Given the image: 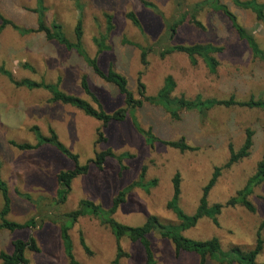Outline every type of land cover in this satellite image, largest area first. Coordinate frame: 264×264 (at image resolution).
<instances>
[{
	"label": "rangeland",
	"instance_id": "obj_1",
	"mask_svg": "<svg viewBox=\"0 0 264 264\" xmlns=\"http://www.w3.org/2000/svg\"><path fill=\"white\" fill-rule=\"evenodd\" d=\"M142 1L155 4L158 11L147 8ZM201 0H80L83 12L73 0H44V21L63 26L65 36L75 42V28L82 21L83 45L91 57L97 55L94 38L105 32V14L113 16L115 30L107 44L110 50L98 56V65L108 71L114 65L117 72L128 80V88L137 95V80L142 77L147 94L155 95L167 76L174 77L177 88L175 95L195 98L229 99L246 101L250 98L264 99V63L255 59L247 44L241 41L231 24L222 13L203 12L194 23L179 27L172 45L213 44L224 49L216 56L220 63L216 74H211L202 60L193 66L189 58L175 53L162 59L152 52L149 64L141 62V52L134 45L125 44L124 39L141 45H154L165 32V20L177 14L180 2L182 11ZM246 1V0H242ZM264 3V0H258ZM223 4L238 17L244 28L253 35L264 51V25L250 12L237 8L231 0ZM36 0H0V12L21 27H36L39 15L34 12ZM134 12L141 22L142 31L127 18ZM165 19V20H164ZM1 24V21H0ZM156 49V48H155ZM157 50V49H156ZM30 65L34 71L23 67ZM0 65L10 70L16 80L29 79L35 82L56 84L60 78V90L83 99L93 105L92 99L81 87L82 76L86 75L92 92L98 97L107 113H114L125 106L118 90L101 80L75 52L68 51L44 34L21 36L7 27L0 34ZM51 94L45 90L17 88L7 77L0 75V180L9 187L12 200L9 220L24 223L36 214L35 206L20 198L16 191L34 198H53L58 189L57 175L71 170L75 163L60 154L52 146L34 151H20L10 143L36 144L31 128L37 126L42 135L49 136V129L57 133L60 142L73 154L79 163L88 164L96 153L111 148L116 154L129 153L133 158L125 160L126 170L121 172L114 159H108L104 170L90 164L86 176L77 178L72 184L63 212L73 211L82 199H89L105 210L113 205L114 198L125 188L137 181L144 167L147 168L146 182L158 180L149 193L135 189L127 196L114 218L122 224L137 227L145 224L150 216L158 217L167 224H177L175 214L167 208L173 196V179H181L180 207L188 215L195 213L216 167H224L230 159L229 146L239 151L246 139L248 129L254 132V146L250 156L222 170L215 186L210 191V205L226 204L241 190L255 173L257 164L264 156V111L241 107L215 108L206 115L185 112L180 121H172L158 107L145 105L136 116L145 129L164 140L185 138L195 148L194 152L181 153L163 145L149 147L135 130L132 120L111 123L107 127L86 116L71 106L49 103ZM101 131L107 143H97ZM256 207L251 213L245 208L227 207L218 217L219 225L210 219L184 233L194 240L217 238L223 250L239 247L251 250L256 244V235L264 222V184L255 189L250 197ZM3 198L0 193V209ZM83 236L93 255H87L80 245ZM74 254L79 264H114L117 241L108 227L90 217L82 218L71 230ZM264 239V230L262 231ZM34 238L40 253L28 251L30 264H68L60 239L59 228L45 223L41 228L10 233L0 231V252H13L12 242ZM156 264H199L198 256L183 253L176 255L175 247L166 239L152 234L149 236ZM127 255L119 264H147L146 256L139 243L122 240L120 243ZM264 264V250L257 259ZM0 264H2L0 260ZM208 264H219L209 261Z\"/></svg>",
	"mask_w": 264,
	"mask_h": 264
},
{
	"label": "trees",
	"instance_id": "obj_2",
	"mask_svg": "<svg viewBox=\"0 0 264 264\" xmlns=\"http://www.w3.org/2000/svg\"><path fill=\"white\" fill-rule=\"evenodd\" d=\"M36 1L37 6L34 9V12L39 15L36 27H21L14 21L6 18L0 12V34L7 27L12 28L21 36L44 34L48 41H54L68 51H75L92 69L96 76L118 90L119 94L124 98L125 106L114 113H107L98 97L92 92L86 75L82 76L81 87L86 95L92 99L93 105L83 99L62 92L60 90V78L56 84H48L44 81L35 82L29 79L18 81L14 78V75L10 70L4 65H0V75L7 77L17 88L25 87L31 91L45 90L51 94L49 103L62 104L76 108L77 110L82 111L86 116L101 122L104 127H107L111 123H124L127 119H131L135 130L143 137L145 143L149 147L154 148L156 145H163L178 150L181 153L194 152L197 151L198 148L190 146L185 138L178 140H164L157 137L152 129H145L141 125L136 116L137 111L144 108L145 105L158 107L161 108L172 121H180L182 114L185 112H196L199 115L204 116L208 112L219 107H241L264 111L263 98H250L246 101H239L236 100L234 96L229 99L204 98L201 95H198L195 98H187L184 95L177 96L175 95L177 83L172 76H167L165 78L162 87L155 95L147 94L146 85L142 81V77H138L136 87L137 95H135L128 88L127 78L117 72L113 64L109 66L108 71L106 72L98 65V56L111 49L107 44V41L109 40L111 33L115 30L112 15L105 14L106 29L103 34L94 38V43L98 51L95 57H91L83 45L84 30L82 21L79 19L75 28L76 40L75 42H71L65 36L61 24L53 22L48 25L44 21V0ZM73 1L82 13L83 7L80 0ZM222 1L223 0H201L188 6L184 11H182L179 2L177 5V14H179V16H175L171 20L164 19L165 32L158 41L154 43V45L146 46L136 44L127 39H124V43L134 45L140 50L141 62L144 66L149 64L148 56L152 52L158 54L162 59H165L169 55L180 53L186 55L193 66H196L198 61L202 60L209 72L211 74H216L220 66L216 56L224 52L222 47L210 43L172 45L179 27L185 23L196 22L198 16L203 12L212 11L222 13L231 24V27L237 34L238 38L247 44L253 57L264 63V51L259 47L256 39L244 28L239 22L238 17L227 5L223 4ZM231 1L237 8L252 12L256 16V19L264 25V3H260L258 0ZM142 3L145 7L158 11L155 4L148 1H142ZM127 18L137 29L142 31L141 22L134 12H129ZM23 67L30 71H34V69L28 64H24ZM31 132L36 136V144H20L15 141H12L10 144L20 151H34L44 146H52L67 159L72 160L75 163V166L73 169L62 171L57 175L58 189L56 196L53 198L45 196L34 198L30 194L21 193L19 190L16 191V194L20 198L35 206L36 214L24 223H17L9 220L8 217L11 213L12 200L7 183L0 180V193L3 198V205L0 209V231L5 230L14 233L15 231L36 229L41 228L47 222L56 225L59 228L60 239L68 264H79L74 254L71 230L80 219L90 217L98 220L101 225L108 227L115 237L118 245L114 264H119L120 259L127 256L120 245L122 240L125 239L139 243L144 250L147 264H156L152 243L149 239V236L152 234H155L162 239L169 240L175 247L177 256L183 253L198 256L199 264H208L209 261L217 262L219 264H259L257 259L264 250V239L262 237L264 222L260 225L257 231L254 248L248 251L239 247H232L229 250H223L220 241L217 238L200 241L187 238L184 235L186 231L195 228L203 219H210L215 225H219L218 217L222 214L223 209L227 207L234 208L240 206L251 213L256 212V207L252 203L250 197L254 194L256 188L264 184V156L257 164L255 173L248 179L245 186L239 190L234 197L230 198L226 204L210 205L208 201L210 191L221 176L222 170L231 168L234 164L250 156L251 149L254 146V132L252 130L248 129L246 131L245 142L239 151L236 152L232 145L229 146V161L224 167L215 168L212 178L203 188V195L194 214L188 215L180 207L181 179L180 175L176 174L173 179V196L168 202L167 208L175 214L178 223L167 224L162 222L156 216H150L145 224L137 227L122 224L117 221L114 216L120 206L126 203L129 193L135 189H141L149 193L152 188L157 186L158 180L146 182V167L142 169L141 175L137 181L133 182L114 198L113 205L109 210H105L101 205H98L89 199H82L75 210L63 212L62 208L66 205L69 195L72 192L73 182L77 178L86 176L89 173L90 164H92L97 170L103 171L106 161L108 159H114L119 164L121 172H123L126 170L124 161L133 158V156L129 153L116 154L111 148H108L105 151L96 153L95 158L88 164L82 165L79 163V156L73 154L60 142L57 133L52 128L49 129V136L42 135L37 126L32 127ZM98 132L99 136L97 143H107V138L104 137L100 130ZM80 245L87 255H93L82 235L80 236ZM12 246L13 252L11 254L4 251L0 252V260L2 264H30L29 259L26 257V253L28 251L33 253L41 252V249L34 238H30L28 241L15 240L12 242Z\"/></svg>",
	"mask_w": 264,
	"mask_h": 264
}]
</instances>
